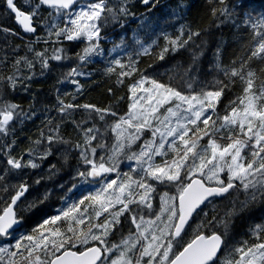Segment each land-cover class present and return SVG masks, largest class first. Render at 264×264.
Here are the masks:
<instances>
[{
  "label": "snow or ice",
  "instance_id": "1",
  "mask_svg": "<svg viewBox=\"0 0 264 264\" xmlns=\"http://www.w3.org/2000/svg\"><path fill=\"white\" fill-rule=\"evenodd\" d=\"M0 34V264H264V5L0 0Z\"/></svg>",
  "mask_w": 264,
  "mask_h": 264
},
{
  "label": "trees",
  "instance_id": "2",
  "mask_svg": "<svg viewBox=\"0 0 264 264\" xmlns=\"http://www.w3.org/2000/svg\"><path fill=\"white\" fill-rule=\"evenodd\" d=\"M197 4L200 5V4H203L204 3V0H196ZM252 2L256 5V7L259 9L262 5H264V0H252ZM8 26H12V27H15L14 23L12 22H9V25ZM3 45V34H0V46ZM97 67H100V65H97ZM99 92H100V89H97L95 92L92 93L91 97L92 99H96L98 98L99 96ZM59 205H57L58 207ZM257 222H259L258 218H257ZM241 231H243V229H241Z\"/></svg>",
  "mask_w": 264,
  "mask_h": 264
},
{
  "label": "rangeland",
  "instance_id": "3",
  "mask_svg": "<svg viewBox=\"0 0 264 264\" xmlns=\"http://www.w3.org/2000/svg\"><path fill=\"white\" fill-rule=\"evenodd\" d=\"M126 170V169H125Z\"/></svg>",
  "mask_w": 264,
  "mask_h": 264
}]
</instances>
